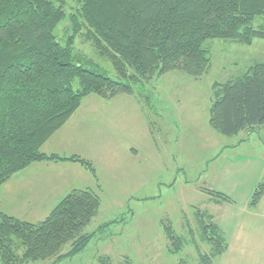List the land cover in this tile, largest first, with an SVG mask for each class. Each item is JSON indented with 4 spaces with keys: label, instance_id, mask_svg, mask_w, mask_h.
I'll list each match as a JSON object with an SVG mask.
<instances>
[{
    "label": "trees",
    "instance_id": "1",
    "mask_svg": "<svg viewBox=\"0 0 264 264\" xmlns=\"http://www.w3.org/2000/svg\"><path fill=\"white\" fill-rule=\"evenodd\" d=\"M259 19H264V0H0V188L42 162L78 163L98 181L90 160L42 151L84 99L129 94L147 104L144 87L152 75L180 69L202 76L211 66L206 42L252 45L264 38V23L256 26ZM64 21L68 26L60 36L57 29ZM80 37L112 63L116 79L87 67L85 55L76 49ZM210 123L224 137L264 130V61L214 85ZM206 193L216 204L232 202L224 193ZM263 195L264 180L250 207ZM100 206L93 189H74L38 223L0 209L1 264H57L75 258L100 231L86 232ZM196 218L200 240L210 247L199 264H216L228 248L227 238L207 211L199 210ZM161 225L169 252L180 254L187 239L170 219H161ZM100 262L111 264L108 257Z\"/></svg>",
    "mask_w": 264,
    "mask_h": 264
},
{
    "label": "rangeland",
    "instance_id": "2",
    "mask_svg": "<svg viewBox=\"0 0 264 264\" xmlns=\"http://www.w3.org/2000/svg\"><path fill=\"white\" fill-rule=\"evenodd\" d=\"M260 23L264 19H259L256 26ZM67 26V21L62 22L58 35L63 36ZM208 46V72L194 77L170 69L161 76L152 75L144 87L149 95L147 104L136 95H93L101 101H119L116 109L97 111L94 119L87 117L88 113L82 120L87 131L96 128L94 136L100 141L94 143L101 148L107 146L111 157L117 155V178L109 173L100 150H82L88 156L97 152L95 157L100 160L102 181L94 191L101 198V206L86 232L100 231L81 254L57 264H102L100 260L106 257L111 264H179V259L183 264H199V256L208 254L210 247L200 240L196 213L207 211L225 236L227 231L206 191L224 193L238 203L251 200L264 176V130L221 136L210 123V107L216 83L264 61V38L254 39L252 45L213 40L206 42ZM76 49L85 55L88 68H100L116 79L112 63L98 56L89 41L78 38ZM121 99L132 104H120ZM75 124L77 127L79 123ZM120 145H131L133 157H122ZM20 172L27 182L28 172ZM13 208L10 205L8 210L21 216V207ZM47 216L39 213L35 219L25 220L38 223ZM166 218L176 233L187 239L178 255L169 252L171 244L161 225V219Z\"/></svg>",
    "mask_w": 264,
    "mask_h": 264
},
{
    "label": "crops",
    "instance_id": "3",
    "mask_svg": "<svg viewBox=\"0 0 264 264\" xmlns=\"http://www.w3.org/2000/svg\"><path fill=\"white\" fill-rule=\"evenodd\" d=\"M121 100L120 104L131 102L125 99ZM118 102L113 100L101 101L93 95L87 97L62 129L42 147V151L46 154H58L65 157L78 155L92 161L97 168L98 181L78 163H34L22 171L28 172L26 174L28 175L27 182L22 177L23 173L20 172L0 188V209L13 217L18 216L21 217L18 219L26 221L25 219H35V215L39 213L47 216L74 189L96 190L102 181V173L100 175L98 168L100 160L95 157L98 155L97 152L95 156H88L82 152L85 149L100 150V154L104 156L102 157L103 163L106 162L109 165V173L111 172V176L116 179L117 155L111 157L107 146L101 148L95 144L94 142L100 141H96L97 138L94 136V132H97L95 131L96 128L93 127L87 131L82 120L87 119V117L94 119L92 115L97 111L116 109L120 106L117 105ZM76 122L79 123L77 127ZM119 149L123 151L122 157H133L132 149L134 148L131 145H120ZM107 165L102 166L106 167ZM10 205L15 206L13 209L21 207V216L15 212H10L8 210ZM214 210L216 211L215 215L220 217V223L223 227L226 226L227 231L225 233L228 242L227 250L219 257L216 264H264V195L255 207H250V200L243 203L232 201L231 204H215Z\"/></svg>",
    "mask_w": 264,
    "mask_h": 264
}]
</instances>
